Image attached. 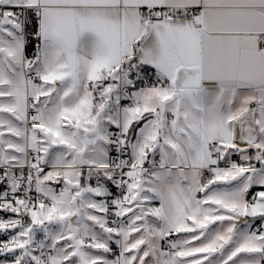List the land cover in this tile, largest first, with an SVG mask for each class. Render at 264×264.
I'll return each mask as SVG.
<instances>
[{
	"label": "snow or ice",
	"instance_id": "snow-or-ice-1",
	"mask_svg": "<svg viewBox=\"0 0 264 264\" xmlns=\"http://www.w3.org/2000/svg\"><path fill=\"white\" fill-rule=\"evenodd\" d=\"M0 264H264V0H0Z\"/></svg>",
	"mask_w": 264,
	"mask_h": 264
}]
</instances>
